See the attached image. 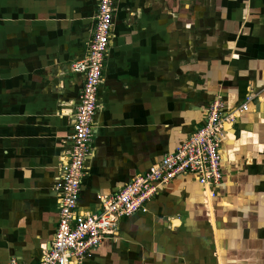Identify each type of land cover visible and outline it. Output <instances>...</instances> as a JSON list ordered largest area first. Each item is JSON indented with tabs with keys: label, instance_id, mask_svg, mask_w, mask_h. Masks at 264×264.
Masks as SVG:
<instances>
[{
	"label": "crops",
	"instance_id": "obj_1",
	"mask_svg": "<svg viewBox=\"0 0 264 264\" xmlns=\"http://www.w3.org/2000/svg\"><path fill=\"white\" fill-rule=\"evenodd\" d=\"M100 0H0V264L54 239ZM226 127L212 209L192 176L159 187L85 264H264V0H117L78 211L113 197L202 128Z\"/></svg>",
	"mask_w": 264,
	"mask_h": 264
},
{
	"label": "built area",
	"instance_id": "obj_2",
	"mask_svg": "<svg viewBox=\"0 0 264 264\" xmlns=\"http://www.w3.org/2000/svg\"><path fill=\"white\" fill-rule=\"evenodd\" d=\"M117 0H100L96 24L87 56L72 66L84 76V85L73 118L71 151L61 167L55 189L61 193L57 229L49 250L39 264H85L102 243L116 234L122 218L144 210L159 187L177 178L192 176L203 189L204 206L212 209L215 188L223 181L221 145L226 127L246 112L247 99L234 112L224 111L220 101L208 109L205 125L186 139L172 154L139 176L113 197H100L101 212L82 215L78 211L86 161L92 154L94 119L99 107L98 93L103 82L104 64L113 29ZM8 264H18L11 261Z\"/></svg>",
	"mask_w": 264,
	"mask_h": 264
}]
</instances>
